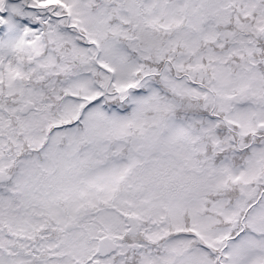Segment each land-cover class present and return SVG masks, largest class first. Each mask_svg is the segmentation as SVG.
Returning <instances> with one entry per match:
<instances>
[{
  "label": "snow or ice",
  "instance_id": "obj_1",
  "mask_svg": "<svg viewBox=\"0 0 264 264\" xmlns=\"http://www.w3.org/2000/svg\"><path fill=\"white\" fill-rule=\"evenodd\" d=\"M0 264H264V0H0Z\"/></svg>",
  "mask_w": 264,
  "mask_h": 264
}]
</instances>
